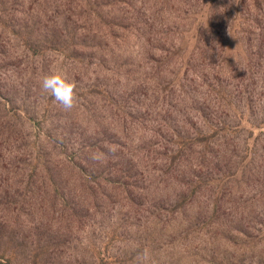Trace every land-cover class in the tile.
<instances>
[{"label": "rangeland", "instance_id": "rangeland-1", "mask_svg": "<svg viewBox=\"0 0 264 264\" xmlns=\"http://www.w3.org/2000/svg\"><path fill=\"white\" fill-rule=\"evenodd\" d=\"M0 257L264 264V0H0Z\"/></svg>", "mask_w": 264, "mask_h": 264}, {"label": "clouds", "instance_id": "clouds-1", "mask_svg": "<svg viewBox=\"0 0 264 264\" xmlns=\"http://www.w3.org/2000/svg\"><path fill=\"white\" fill-rule=\"evenodd\" d=\"M42 93L50 95L64 111H71L78 100L76 84L65 73L52 72L40 80Z\"/></svg>", "mask_w": 264, "mask_h": 264}, {"label": "trees", "instance_id": "trees-1", "mask_svg": "<svg viewBox=\"0 0 264 264\" xmlns=\"http://www.w3.org/2000/svg\"><path fill=\"white\" fill-rule=\"evenodd\" d=\"M0 258L3 259L2 257H0ZM0 264H15V263L12 262V260L7 258L5 261H0Z\"/></svg>", "mask_w": 264, "mask_h": 264}]
</instances>
